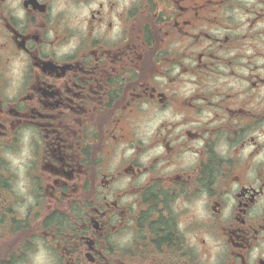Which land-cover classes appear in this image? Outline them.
<instances>
[{
  "label": "flooded vegetation",
  "instance_id": "af4514ba",
  "mask_svg": "<svg viewBox=\"0 0 264 264\" xmlns=\"http://www.w3.org/2000/svg\"><path fill=\"white\" fill-rule=\"evenodd\" d=\"M137 3L122 43H90L86 52L63 62L50 63L41 48L50 24L47 0H24L28 20L23 29L5 25L12 47L28 55L32 76L15 106L0 101V138L11 132L14 121L27 120L40 129L43 144L31 177L36 204L24 213L17 210L20 202L0 161V264H21L22 249L37 233L53 242L60 264H180L191 250L187 237L176 230L177 214L170 205L196 185L215 194V183L225 174L233 182L241 179L234 175L241 168L238 160L221 157L216 148L221 138L243 145L256 141L251 133L264 134V96L259 93L264 76L254 66L244 99L229 91L219 104L209 99L214 93L208 82L218 65L239 63L242 53L228 58V52L242 49L249 40L255 41L254 48L264 46V29L253 31L264 21V0ZM237 9L248 15L247 30L236 31L242 25L229 13ZM214 29L225 34L214 35ZM176 65L181 73L168 77L167 84L155 80ZM188 85H196L197 91L182 98L180 91ZM205 108H219L214 119L225 122L199 126ZM165 110L170 116L182 114V120L165 118L147 136ZM181 123L192 126L175 133ZM181 136L185 139L176 143ZM140 137L151 143L145 145ZM122 143L136 151L116 163ZM160 146L162 154L147 165L140 162ZM191 155L197 164L182 166ZM260 195L264 191L242 187L235 211L219 225L229 245L228 264H248V252L260 240L264 224L248 222V212H264L256 199L249 205L250 197ZM224 204L216 200L212 207ZM126 235L132 237L129 243L115 242ZM255 264H264V259Z\"/></svg>",
  "mask_w": 264,
  "mask_h": 264
},
{
  "label": "clouds",
  "instance_id": "9594fccd",
  "mask_svg": "<svg viewBox=\"0 0 264 264\" xmlns=\"http://www.w3.org/2000/svg\"><path fill=\"white\" fill-rule=\"evenodd\" d=\"M37 4L45 3V0H36ZM24 0H0V101L4 104H15L24 95L29 79L32 76L31 62L24 51H16L8 39L9 25L15 30L25 27L28 16L23 7ZM250 6V5H249ZM50 24L44 33L42 51L53 60L63 62L66 59L75 58L86 52L90 43H102L105 46H116L125 39L130 23L132 9L138 7L137 0H47ZM233 15L234 19L242 25L237 32L248 29L246 23L248 15L239 9ZM264 29V21L256 24L255 29ZM213 34L223 36V29H214ZM264 38V37H262ZM254 40L246 41V46L237 48L227 53L231 58L242 53L239 63L227 66L218 65L214 79L208 82V91L214 93L209 97L213 104H219L223 100V93L232 92L241 100L249 88V77L254 66L260 76H264V46L252 45ZM219 55H224L219 53ZM183 63L187 64L185 60ZM234 71L236 75H230ZM181 73L179 65L173 66L167 76L156 75L155 80L163 84L168 83V77H176ZM196 79L195 76L192 77ZM197 91L196 85H188L180 91L182 98L190 96ZM255 92V90H253ZM260 96H264V87L259 89ZM251 95L252 93H248ZM203 105L204 100L198 101ZM147 108V104L141 105ZM219 108H205L199 117V126L216 127L225 121L214 119V113ZM165 118L180 122L182 114L170 116L168 110L156 120L147 136H152L162 120ZM13 129L0 138V161L9 175V187L12 195L20 202L18 211L24 213L29 206L36 204L34 186L32 184V172L41 162V149L43 138L41 131L30 121H14ZM192 125L181 123L175 128V133H181ZM255 142H247L243 145L232 143L221 138L217 153L224 158L237 159L241 165L240 171L234 175L241 177L233 182L232 176L225 174L215 183V194L207 186L196 185L189 191L181 194L173 204L172 211L177 214L176 230L187 237L188 248L191 254L184 257L180 264H228L229 245L219 225L226 222L237 207L236 194L243 188L264 191V134L253 132ZM145 145L151 141L140 137ZM185 139L181 136L176 143ZM203 147V144L197 145ZM135 147L122 143L117 148L115 162L121 158L134 155ZM165 151L163 146L156 147L147 154L141 156L140 162L147 165L154 156H159ZM188 156V153L184 154ZM197 157L191 155L182 166H195ZM227 173V169H222ZM146 179V177L144 178ZM225 202L223 208L213 209L216 200ZM253 199L258 200L260 206H264V195L250 197L249 205ZM182 204V208L178 205ZM247 210V209H246ZM186 218V219H185ZM248 222L253 226L264 224V212H248ZM260 240L248 252V264H255L258 259H264V231L259 233ZM131 235L123 238H114L121 246L131 241ZM60 255L53 242L43 234H34L27 245L22 249L21 264H60ZM239 264V262H237Z\"/></svg>",
  "mask_w": 264,
  "mask_h": 264
}]
</instances>
